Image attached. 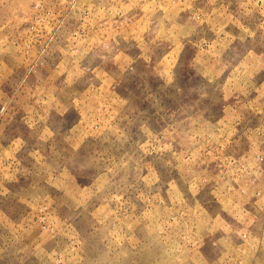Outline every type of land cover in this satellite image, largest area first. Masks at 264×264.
Listing matches in <instances>:
<instances>
[{
	"label": "rangeland",
	"instance_id": "1",
	"mask_svg": "<svg viewBox=\"0 0 264 264\" xmlns=\"http://www.w3.org/2000/svg\"><path fill=\"white\" fill-rule=\"evenodd\" d=\"M31 1L38 3L32 17ZM70 1L12 0V12L0 10V50L20 53L16 38L23 45L30 37L35 56L48 50L52 6ZM244 1L243 24L226 16L220 26L218 15L210 26L179 20L173 31L193 40L177 60L141 59L114 75L108 104L98 96L87 108L81 129L91 137L49 156L42 172L11 185V195L0 194V211L22 216L0 219V264H147L154 251L143 244L153 243V225L163 242L177 244L170 256L162 251L164 264H181L168 259L183 257L187 243L211 254L221 248L232 260L234 247L242 253L259 242L253 232L264 229L255 220L264 214V0ZM129 46L151 54L159 45ZM6 101L0 120L15 109ZM0 176V185H9L8 171ZM27 193L29 201H21ZM11 226L19 235L9 236Z\"/></svg>",
	"mask_w": 264,
	"mask_h": 264
},
{
	"label": "crops",
	"instance_id": "2",
	"mask_svg": "<svg viewBox=\"0 0 264 264\" xmlns=\"http://www.w3.org/2000/svg\"><path fill=\"white\" fill-rule=\"evenodd\" d=\"M11 1L6 0L0 10L9 8L8 12H12L16 4H10ZM244 2L72 0L67 4L57 2L56 8L52 6V9L48 5L53 17L50 22L56 29L49 40L48 50L35 56L34 44H30L32 37L28 42L25 40L23 45L16 38L15 42L21 47L20 53L14 50L5 52L3 48L0 50V104L7 100L10 107H15L14 111H6L0 120V171H8L10 174L8 179H4L9 185H0V194L11 195V185L21 180H29L27 173L35 169H41L42 172L49 156L66 155V145L76 149L91 137L81 129L89 120L87 108L97 103L98 96H106L108 104V99L115 89L114 75L126 73L130 68L134 69L137 63L135 61L141 59L177 60L182 48L193 40L190 34L178 37L176 30L173 31L181 24L179 20L187 16L201 27L210 26L211 18L218 15L222 16L216 21L221 22L220 26H226L229 21L226 16L243 24L240 14L245 11ZM37 5L38 3L32 1L27 4L26 11L31 17L34 11L38 10ZM31 20L33 19L25 22L22 20L17 26H21L23 22L27 25ZM140 27L143 29L139 30ZM162 28H167L172 33L164 36L159 33ZM140 32L142 36L138 40L135 34ZM48 33L49 29L41 40L45 41ZM130 42H153L159 46H156L153 53L145 54L129 46ZM178 42L182 44L174 53L172 51ZM170 53L172 55L168 57ZM71 74L73 82L70 83L67 82V77ZM50 75L56 78L52 84L49 82ZM111 79L114 81L111 82ZM11 93L13 95L10 98ZM8 156L14 157V165L6 162ZM58 161L59 159L55 158L53 162ZM26 195L20 200L29 201L31 194ZM251 215L253 217V213ZM16 217L22 216L0 211V219L12 220ZM255 220L264 222V214L260 219L255 216ZM13 229L11 226L9 236L19 235L18 229ZM161 230L155 225L149 226L147 230V235L153 236V243L144 242L143 247H153L154 251L152 256L145 259L149 260L147 264H164L162 251H169V256L175 251L177 244L168 245L163 242L164 234ZM253 233L261 236L259 242L244 246L242 253H239L238 247H234L236 256L232 260L231 256L222 254L225 250L221 248H216V252L211 254L207 247V252L204 250L203 245L194 249L191 243H187L183 247L180 245L185 255H175L168 259V263H172L171 259L178 258L181 264H264V229ZM108 247L109 251L113 250L110 249L111 246ZM130 249L131 246L128 245L127 252ZM122 263L124 264L125 260Z\"/></svg>",
	"mask_w": 264,
	"mask_h": 264
}]
</instances>
